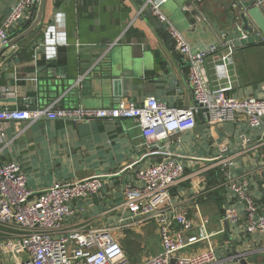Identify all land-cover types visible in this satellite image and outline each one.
I'll list each match as a JSON object with an SVG mask.
<instances>
[{
    "label": "crops",
    "instance_id": "1",
    "mask_svg": "<svg viewBox=\"0 0 264 264\" xmlns=\"http://www.w3.org/2000/svg\"><path fill=\"white\" fill-rule=\"evenodd\" d=\"M17 1L0 0V24ZM189 1L166 0L162 10L194 49L223 48L225 42L211 19L196 16L198 23H192V8L186 7ZM140 7L138 0H46L42 26L0 56V110H31L55 101L62 106L111 107L124 100L141 104L149 96L173 108L191 106L187 59L168 44L146 12L139 13ZM202 7L217 19L224 3L205 0ZM207 62L213 79V57L208 56ZM230 73L234 88L229 94H261L264 43L234 51ZM80 77L82 98L69 93ZM235 116L232 121L209 124L200 109L198 122L208 127L197 134L193 130L176 133L159 143H147L140 124L133 119L42 118L18 136L22 125L4 121L0 125L4 133L0 162L19 163L27 174L28 188L35 192L57 182L102 177L105 185L100 194L72 204L75 208L85 205L86 211L67 218L64 225L68 229L85 222L116 224L124 185L136 181L139 169L173 153L187 165L185 176L172 188L175 206L196 222L206 219L220 259L230 264L242 260L264 264L261 235L245 233L240 225L225 221V208L217 194L228 189V177L248 179L250 192L264 212L261 130L252 127L241 113ZM222 157L228 158L226 167ZM218 165L224 170L221 182L207 175ZM225 203L236 209L242 224L245 202L236 195ZM203 246L205 243L190 250ZM143 259L132 260L139 263Z\"/></svg>",
    "mask_w": 264,
    "mask_h": 264
},
{
    "label": "built area",
    "instance_id": "2",
    "mask_svg": "<svg viewBox=\"0 0 264 264\" xmlns=\"http://www.w3.org/2000/svg\"><path fill=\"white\" fill-rule=\"evenodd\" d=\"M165 1L143 0L139 13L150 10L166 26L176 40L178 52L187 59L193 96L191 106L169 107L153 96L141 104L124 100L117 106L98 108L62 106L55 101L35 110H0V125L4 121L22 125L18 136L42 118L133 119L140 124L147 143H159L170 140L176 133L192 131L202 109L209 124L232 121L236 113H241L252 127L261 130L260 143L264 146V84L259 95L238 98L229 94L234 88L230 73L232 45L194 49L163 12ZM38 2L18 0L9 9L0 24V46L24 24L33 21ZM11 48L15 49L16 45ZM208 56L213 57V79L207 66ZM3 139L4 133L0 131V141ZM186 166L173 153H166L162 160L139 169L134 183L124 185L121 214L115 225L95 226L85 222L65 229L67 218L86 211L85 205L75 208L72 204L89 201L100 194L105 185L103 178L93 176L57 182L35 192L28 188L27 174L19 163L0 162V264H230L218 257L206 219L196 222L174 204L172 188L185 176ZM227 187L245 202L246 219L240 224L236 209L227 205L224 220L240 225L245 233L259 234L264 240V212L250 192L248 179L228 177ZM153 223L161 249L136 263L125 252L113 229ZM201 243L205 246L190 250Z\"/></svg>",
    "mask_w": 264,
    "mask_h": 264
},
{
    "label": "water",
    "instance_id": "3",
    "mask_svg": "<svg viewBox=\"0 0 264 264\" xmlns=\"http://www.w3.org/2000/svg\"><path fill=\"white\" fill-rule=\"evenodd\" d=\"M140 5L143 0H138ZM205 0H190L186 7L192 8L190 14L193 15L192 23H198V16L201 19H211L214 29L219 33L220 38L225 43H230L234 51L244 49L248 46L264 43V0H222L224 10L219 11L217 19L210 17L203 9ZM46 0H39L36 14L29 26L13 36L9 41L0 46V56L8 49L15 46L21 39L29 36L38 30L44 20ZM146 14L154 26L160 31L162 37L173 47L176 46V40L172 37L166 26L156 18L150 10ZM224 24V28H220ZM190 69V65H188ZM82 84V83H81ZM80 82L69 89L71 96L82 98ZM19 109L23 107H18ZM38 105L31 110L38 109ZM10 109V108H8ZM208 127L207 124L197 123L193 132L197 134L202 129ZM183 137L182 139H186ZM241 264H249L242 260Z\"/></svg>",
    "mask_w": 264,
    "mask_h": 264
},
{
    "label": "rangeland",
    "instance_id": "4",
    "mask_svg": "<svg viewBox=\"0 0 264 264\" xmlns=\"http://www.w3.org/2000/svg\"><path fill=\"white\" fill-rule=\"evenodd\" d=\"M222 162L224 167L229 164L228 158L226 157H222ZM219 166L220 165L213 169H221ZM209 172L207 173L208 176ZM113 233L120 239L123 244L122 246H124L129 253L128 256L131 259H134V261H139L145 257L154 256L159 252V245L161 243L157 227L154 225V223L144 226H122L121 228L113 229Z\"/></svg>",
    "mask_w": 264,
    "mask_h": 264
},
{
    "label": "trees",
    "instance_id": "5",
    "mask_svg": "<svg viewBox=\"0 0 264 264\" xmlns=\"http://www.w3.org/2000/svg\"><path fill=\"white\" fill-rule=\"evenodd\" d=\"M29 26L28 23L24 24L21 28H19L16 32H15V35L18 34L19 32H21L23 29L27 28ZM224 174V171H222L220 168L219 169H212L210 170L209 172V177L211 178V180L215 179L214 181L215 182H221L223 181V175ZM218 194V198L220 200V204H221V207H226L227 203L226 202V199L228 197H236L235 194H233L229 189L226 188V191L225 192H222V191H218L217 192Z\"/></svg>",
    "mask_w": 264,
    "mask_h": 264
}]
</instances>
